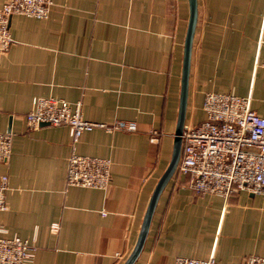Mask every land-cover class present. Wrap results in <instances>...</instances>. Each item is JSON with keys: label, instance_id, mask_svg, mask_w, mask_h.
<instances>
[{"label": "crops", "instance_id": "crops-1", "mask_svg": "<svg viewBox=\"0 0 264 264\" xmlns=\"http://www.w3.org/2000/svg\"><path fill=\"white\" fill-rule=\"evenodd\" d=\"M6 0H0V7ZM186 125L207 119L208 93L251 98L264 117V0H197ZM189 0H53L48 19L15 15L0 56V133L13 137L0 163L8 177L4 237L36 247L25 264H124L168 168L179 120ZM80 103L85 120L133 122L95 129L73 148L67 126L32 129L35 98ZM108 159L107 190L68 187L69 157ZM58 231H53V225ZM264 257V194H198L177 171L158 200L134 264L178 257L242 264Z\"/></svg>", "mask_w": 264, "mask_h": 264}, {"label": "built area", "instance_id": "built-area-1", "mask_svg": "<svg viewBox=\"0 0 264 264\" xmlns=\"http://www.w3.org/2000/svg\"><path fill=\"white\" fill-rule=\"evenodd\" d=\"M53 0H6L0 7V56L14 44L10 31L13 16L40 20L49 18ZM264 47V43L259 44ZM264 50V48H263ZM257 64L264 67V51ZM26 115L32 129L41 126H67L73 148L80 137L95 129L109 132L137 130L136 123H95L84 119L81 104L56 98H35ZM203 109L207 119L198 125H186L182 134V153L178 172L188 178L189 186L198 194H219L225 198L239 192L264 194V117L251 106V98L230 94L208 93ZM13 137L0 133V163L12 153ZM112 181L108 159L83 156L72 151L69 157L66 184L68 187L107 190ZM8 177L0 181V214L8 210ZM53 225L52 230L58 231ZM0 227V264H25L36 253V247L19 236L4 237ZM174 264H216L214 257L194 259L178 257ZM242 264H264V257L250 256Z\"/></svg>", "mask_w": 264, "mask_h": 264}, {"label": "water", "instance_id": "water-1", "mask_svg": "<svg viewBox=\"0 0 264 264\" xmlns=\"http://www.w3.org/2000/svg\"><path fill=\"white\" fill-rule=\"evenodd\" d=\"M189 6H190V19H189L188 31H187L185 47H184V64H183V73H182L180 112H179V120L175 134L172 159L168 168L166 169L161 179L159 180V183L153 193V196L151 198L143 222L141 233L137 241V245L133 250L132 254L130 255V257L126 260L124 264H134L137 258L139 257V255L141 254L147 235L149 233L153 214L155 212L160 195L163 192L166 185L168 184V182L175 175L180 162L181 153H182V134L185 127L187 103L189 96V72H190L191 54H192L193 39H194L195 30L197 26V19H198L197 0H189Z\"/></svg>", "mask_w": 264, "mask_h": 264}]
</instances>
